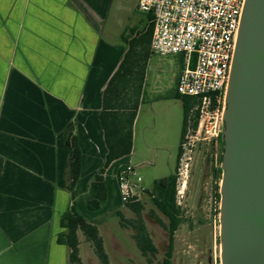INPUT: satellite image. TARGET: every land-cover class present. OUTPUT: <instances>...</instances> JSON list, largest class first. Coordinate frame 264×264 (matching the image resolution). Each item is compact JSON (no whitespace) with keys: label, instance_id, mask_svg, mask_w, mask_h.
<instances>
[{"label":"crops","instance_id":"obj_1","mask_svg":"<svg viewBox=\"0 0 264 264\" xmlns=\"http://www.w3.org/2000/svg\"><path fill=\"white\" fill-rule=\"evenodd\" d=\"M137 4L134 21L123 0H0V264H67L68 248L57 240L61 217L73 204L81 209L80 201L87 202L95 189L92 181L108 152L100 115L113 78L119 89L129 82L125 91L139 92L133 145L149 91L152 108L160 100L181 101L172 94L182 65L170 75L167 90L160 92V68L149 82L155 56L152 37H145L149 15ZM124 36L142 40L131 47ZM130 49L134 56L126 60ZM70 128L83 150L73 191L63 142ZM130 156L107 171L108 185L119 161L117 196L116 175Z\"/></svg>","mask_w":264,"mask_h":264},{"label":"rangeland","instance_id":"obj_2","mask_svg":"<svg viewBox=\"0 0 264 264\" xmlns=\"http://www.w3.org/2000/svg\"><path fill=\"white\" fill-rule=\"evenodd\" d=\"M123 6L127 18L137 20L135 14L138 15L140 12L134 10V0H123ZM179 65H182L180 56H153L149 72L150 84L154 82L157 70L160 68L159 70L163 71L160 73L162 82L160 92L167 90L169 77L170 75L173 77ZM151 94L149 91V98L141 105L134 153L128 161L137 166V170L143 177V186L148 189L152 188L155 180L175 171L180 177V170L182 167L186 169L184 165L188 163L186 187H184V196L180 203L187 221L181 224L175 233L173 264H221L220 202L215 196L217 182L214 176L215 168L220 165L221 147L212 136L213 131L207 133L205 136L208 138L205 139H202L199 133L187 131L188 137L185 135L182 144L183 154L177 164L184 122L183 104L178 100H160L152 108ZM153 95L157 96V93ZM204 120V123H207L208 117ZM119 164L117 161L110 170L109 198L103 203L102 209L90 212L85 200L80 201L81 210L88 217L100 221L99 228L104 238L110 264H149L133 238L134 229L123 227L119 217L115 214V209L120 207L126 217H136V213L122 201L119 185H117L118 196L115 192V170ZM91 189L89 191L93 196L95 189L93 191ZM143 203L145 205L144 219L159 249L154 260L157 263L163 259L168 249L169 233L151 215V212L155 209L156 214L165 223H168V219L155 208L150 198L144 197ZM79 237L80 256L84 264H100L93 246L85 239L82 232H79ZM67 264L71 263L68 261Z\"/></svg>","mask_w":264,"mask_h":264},{"label":"water","instance_id":"obj_3","mask_svg":"<svg viewBox=\"0 0 264 264\" xmlns=\"http://www.w3.org/2000/svg\"><path fill=\"white\" fill-rule=\"evenodd\" d=\"M223 113L221 264H264V0H246Z\"/></svg>","mask_w":264,"mask_h":264},{"label":"trees","instance_id":"obj_4","mask_svg":"<svg viewBox=\"0 0 264 264\" xmlns=\"http://www.w3.org/2000/svg\"><path fill=\"white\" fill-rule=\"evenodd\" d=\"M151 18L152 16L149 15L148 28L145 32L146 39H151L154 30ZM124 39L129 42L131 47L133 43L142 40V38L129 40L128 36H124ZM134 53L135 52L130 49L126 54V60L132 58ZM118 85L115 77V79L113 78L110 81L109 86L104 92V109L100 118L108 152L103 166L99 170L98 176L92 181L95 193L86 204L90 212L102 209L103 202L109 197L107 171L110 165L120 158L130 156L133 152V127L139 108V92L137 90H134L132 93L126 92L125 90L128 91L131 89L132 84L130 85L129 82L123 84L125 90L119 89ZM172 96L182 101L184 109L181 144L177 157L178 164L183 154L182 144L187 133L189 120L192 121L194 129L198 127L199 112H192V109H194L199 101L194 96L180 94L177 88ZM63 142L70 151L68 161V190L73 191L81 178L83 150L80 146L78 136L74 134L72 128L65 132ZM217 143H219L221 147V154L219 157L220 165L214 170V176L217 182L215 186V196L218 202H220V181L222 180L223 172L221 164L224 150L223 133L218 137ZM124 167L125 164L120 166L118 174L122 172ZM177 187L178 175L177 171H175L168 176L155 180L152 188H147L144 191L143 197L150 198L155 208L168 219V223H165L156 214L155 209L151 212V215L156 218V220L162 224L169 233L168 249L165 252L163 259L157 263H155L154 260L159 253V249L153 240L143 216V210L145 208L143 200L129 201L125 203L127 207L136 213L135 218L126 217L120 207L115 209V214L119 217L120 224L123 227H131L134 229L133 238L149 264H173L175 233L180 225L187 221L183 214L182 207L178 203ZM99 224V220L88 217L76 204H73L69 210L63 213L61 217L63 231L58 234L57 240L58 243L65 245L68 248V261L71 264H84L80 256L81 242L79 232H82L85 239L93 246L100 264H110V258L105 247L104 238L100 232Z\"/></svg>","mask_w":264,"mask_h":264},{"label":"built area","instance_id":"obj_5","mask_svg":"<svg viewBox=\"0 0 264 264\" xmlns=\"http://www.w3.org/2000/svg\"><path fill=\"white\" fill-rule=\"evenodd\" d=\"M245 1L138 0V9L152 16L151 52L181 57L177 90L199 101L192 109L199 112L198 127L194 129L189 120L187 131L201 134L202 139L213 131L217 141L223 132L226 92ZM184 166L186 169L182 167L178 177L179 204L188 175V163ZM117 181L124 203L143 200L147 188L131 161L117 173Z\"/></svg>","mask_w":264,"mask_h":264}]
</instances>
